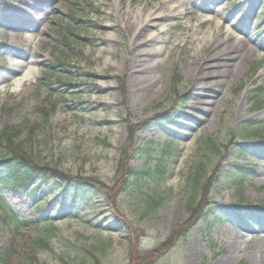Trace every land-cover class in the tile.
I'll return each instance as SVG.
<instances>
[{
  "label": "rangeland",
  "instance_id": "rangeland-1",
  "mask_svg": "<svg viewBox=\"0 0 264 264\" xmlns=\"http://www.w3.org/2000/svg\"><path fill=\"white\" fill-rule=\"evenodd\" d=\"M32 1L18 0L0 14V76L10 66L6 45L11 39L19 50H35L33 62L16 60L22 64L16 78L0 80V137L9 143L5 147L2 139L0 151L18 147L67 176L95 178L110 200L102 193L88 205L75 202L58 210V194H48L44 209L50 221L29 227L19 226L0 205V248L13 249L11 264H89L92 255L103 264H129L131 247L153 255L151 264H264V208L250 213L247 222L236 213L241 204L264 205V0H183L188 5L180 16H168L176 0ZM146 5L167 16L146 32L155 37L153 47L164 53L153 72V86L138 84L139 75L129 74L136 30L125 28L120 14L123 8L139 13ZM24 10L33 12L27 18L38 19L29 42L27 31L10 28L22 23L17 14ZM247 10L250 17L244 16ZM220 21L224 30L242 39L238 55H247L237 59L240 70L227 84L218 80L222 57L210 53L216 45L196 52L203 37H214ZM53 62L60 66L56 73L47 71ZM197 65L204 69L198 83L207 90L193 98L196 81L189 73ZM96 68L101 75L92 80L88 76ZM212 74L217 76L210 81ZM94 83L101 90L91 89ZM217 90L223 91L217 109L204 114L195 107ZM96 95L101 104L93 102ZM239 105L242 117L235 118ZM162 112L169 117L156 119ZM243 127L248 136H241L247 134ZM207 138L219 154L204 145ZM122 150L133 170L151 167L143 181L136 175L129 178L123 192L116 190L120 182H114ZM163 162L168 167L161 180L157 176ZM199 163L201 182L214 172L206 199L205 210L210 211L176 243L156 253L189 218V178ZM239 167L238 190L233 176ZM159 197L160 204L147 207L146 200L152 206ZM114 198L125 217L115 216ZM127 218L141 233L137 246L130 242ZM37 237L47 239L48 247L35 243Z\"/></svg>",
  "mask_w": 264,
  "mask_h": 264
},
{
  "label": "trees",
  "instance_id": "trees-1",
  "mask_svg": "<svg viewBox=\"0 0 264 264\" xmlns=\"http://www.w3.org/2000/svg\"><path fill=\"white\" fill-rule=\"evenodd\" d=\"M8 1L13 0H0V8L8 7ZM58 61V60H56ZM57 64H49L47 71L50 73H56ZM257 88L252 90L251 96H255ZM49 116L48 111H46ZM164 114H160L158 120H163ZM5 142V147L9 144L3 137H0ZM206 147L210 152L219 153L218 146L211 138H207L205 142ZM124 150V149H123ZM123 154L118 159L114 182H120L117 184L116 190L123 192L125 185L128 183L129 178L133 175H137L139 180L147 175L146 169L138 171L133 170L127 164V158ZM216 169V168H215ZM239 168V172H241ZM157 178H161L165 174V166L161 164ZM239 172L234 175V178L239 177ZM203 173V165L200 163L196 169V172L191 174L190 181L192 182L191 188L193 189L189 198V218L185 223H181L176 229H174L169 236L168 240L162 242L163 246L159 247L155 252L167 250L175 243L179 237L185 234L192 225H194L201 218H206L209 213V209L205 210L207 205V194L212 185L214 178L208 177L206 181L200 182L201 175ZM51 180V181H50ZM240 184V182H238ZM55 190L54 192L52 190ZM60 194L64 200L69 201L71 205L77 202L79 205H88L96 196L104 194L109 200V194L107 188L95 178H80L70 177L62 173L56 167H50L47 164H41L34 160L30 155L25 154L18 147H9L7 151H0V205L7 208V211L15 219L16 223L21 227L37 226L49 222V216L45 215V201L47 194ZM67 197V198H66ZM58 202V208L62 209L65 204L64 200ZM2 199L6 200V205L2 204ZM191 200H194L191 202ZM112 204V210L115 211V215L124 216L118 205L115 203L114 198ZM196 201V202H195ZM65 203V202H64ZM47 204V203H46ZM260 206H256L259 208ZM262 207V206H261ZM241 217H246L247 213L251 210L249 207H242L238 209ZM127 230L131 236V244L137 246L140 236L137 229L138 226L134 225L128 218ZM52 230V229H51ZM143 235V234H142ZM35 243L40 244L43 247H48V241L44 237H37L34 240ZM167 243V244H166ZM129 255V264H151L152 256H145L147 253H141L138 250H131ZM15 252L13 249L7 248L2 250L0 248V264H11ZM30 257V256H29ZM31 259H34L30 257ZM91 259V260H89ZM87 259L89 264H103L102 260L97 255H92ZM65 264H70L66 262Z\"/></svg>",
  "mask_w": 264,
  "mask_h": 264
},
{
  "label": "bare ground",
  "instance_id": "bare-ground-1",
  "mask_svg": "<svg viewBox=\"0 0 264 264\" xmlns=\"http://www.w3.org/2000/svg\"><path fill=\"white\" fill-rule=\"evenodd\" d=\"M41 0H33L31 3L37 4L41 3L39 2ZM249 1V0H248ZM217 2V0H215ZM211 3V2H209ZM175 6L172 9V12L168 16H180L181 14L184 13L186 6L188 5L187 2L183 0H176L174 3ZM212 5L210 6L212 9L215 10V5L211 3ZM251 3L249 2L248 4V9H250ZM33 7V6H32ZM243 7V4L241 3L237 8L241 9ZM217 10V9H216ZM24 13V14H23ZM33 12L29 10H24L21 13L17 14V21H21L22 23H18L16 25L11 24L10 28L11 29H16L18 31H23L27 33H24V35L27 37V41L29 42V39L33 36L34 34V28L37 27L35 24L36 22V17L31 20V18H27V14H32ZM26 14V15H25ZM120 14L123 17L122 21L124 24V27L127 29H132L135 28L136 32L134 33L132 37V50H131V61L129 64V74L130 75H139L140 83L141 85L146 81L147 83L149 82V86H153L155 84V76L153 75L154 70L156 67L161 66L163 59H164V53L160 49H155L153 47V44L155 42V37L147 35V30L149 28H156L158 27V23L156 21L162 20L163 18L167 17L165 15H162L161 12L158 10L151 11L150 6L146 5V7H142L139 11V13L134 12L132 9H127L123 8L120 10ZM246 15L245 17H250V12L247 10L245 12ZM160 20V21H161ZM38 21V19H37ZM162 24V23H161ZM225 25L224 21L218 22V24L215 27V33L214 37L208 36V37H203L199 41V47L196 50V52H200L203 49H208L211 45H216L210 48V53L212 52L213 57H222V62L223 64L221 65L222 67L219 68L220 72L218 73V80L223 81L226 84L230 82L231 78L240 70V66H237L235 62L237 61L238 58H246L247 55L245 52H243L241 55H238L237 53V44L242 41L241 38L236 39L233 36V33L230 30H224ZM162 31H158V35L161 34ZM157 34V32H156ZM199 39L196 38L194 41L196 42ZM103 42H106L104 39ZM6 54L9 55L8 61L10 62V66H6V68H3V72L6 73L7 75L5 76H0V80H3V82L9 80L10 77L17 75L20 70H21V62H17L15 59H21L24 60L25 63H31L34 61V53L35 50H32L29 52V47H27L24 51L19 50L17 46L15 45V42L13 39L10 40V44L6 45ZM4 48H1L2 50ZM246 52H252V48L246 47ZM101 69L96 68L92 72H90L91 76H88L89 78L97 79L101 75ZM33 74L30 73L29 75L26 76V78H29ZM214 75L209 78L210 81H213ZM189 77H192L196 81V87L192 91V96L193 98L198 96L200 92L206 91L207 90V85H199L198 80H202L204 77V69H201V66H196V71L194 72L192 70L191 73H189ZM91 89L95 90H101V87L98 86L97 84H93ZM218 91V92H217ZM214 93H210V96L206 97L208 99H201L200 101L197 102L195 107L199 110L204 111V114H207L208 111H210L212 108L217 109V101H220L222 98V90H217ZM93 102L101 104L99 101V96L96 95L94 97ZM206 106V109H203V107ZM241 105H239L236 108V117L235 118H241L242 114L240 113ZM205 116V115H204ZM264 154V153H263Z\"/></svg>",
  "mask_w": 264,
  "mask_h": 264
}]
</instances>
